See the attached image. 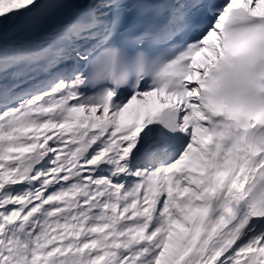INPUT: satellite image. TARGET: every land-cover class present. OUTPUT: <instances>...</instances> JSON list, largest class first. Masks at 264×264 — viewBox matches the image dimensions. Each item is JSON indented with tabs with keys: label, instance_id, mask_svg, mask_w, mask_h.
Here are the masks:
<instances>
[{
	"label": "snow or ice",
	"instance_id": "snow-or-ice-1",
	"mask_svg": "<svg viewBox=\"0 0 264 264\" xmlns=\"http://www.w3.org/2000/svg\"><path fill=\"white\" fill-rule=\"evenodd\" d=\"M0 264H264V0H0Z\"/></svg>",
	"mask_w": 264,
	"mask_h": 264
},
{
	"label": "bare ground",
	"instance_id": "bare-ground-1",
	"mask_svg": "<svg viewBox=\"0 0 264 264\" xmlns=\"http://www.w3.org/2000/svg\"><path fill=\"white\" fill-rule=\"evenodd\" d=\"M154 99V98H153Z\"/></svg>",
	"mask_w": 264,
	"mask_h": 264
}]
</instances>
